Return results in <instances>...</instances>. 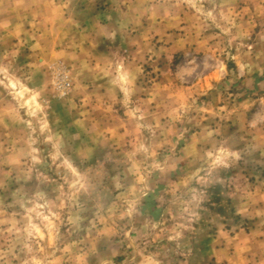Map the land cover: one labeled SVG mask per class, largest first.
<instances>
[{
    "label": "rangeland",
    "instance_id": "1",
    "mask_svg": "<svg viewBox=\"0 0 264 264\" xmlns=\"http://www.w3.org/2000/svg\"><path fill=\"white\" fill-rule=\"evenodd\" d=\"M30 5L0 0V264H264V0H98L109 86L31 54Z\"/></svg>",
    "mask_w": 264,
    "mask_h": 264
},
{
    "label": "crops",
    "instance_id": "2",
    "mask_svg": "<svg viewBox=\"0 0 264 264\" xmlns=\"http://www.w3.org/2000/svg\"><path fill=\"white\" fill-rule=\"evenodd\" d=\"M96 2L98 0H31L33 22L27 23L30 26L28 30L24 27V31L28 33L32 25H39L32 42L38 51L33 50L31 54L49 59L61 55L75 71L84 70V76L89 70L90 76L87 74L89 78L85 80L90 84L109 86L116 83L121 74L115 66L113 48L106 45L108 40L118 41L120 16L112 11V18L108 19L110 13L106 16L96 9ZM104 17L107 22L102 21ZM42 41L45 48L40 46Z\"/></svg>",
    "mask_w": 264,
    "mask_h": 264
}]
</instances>
